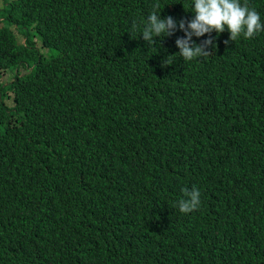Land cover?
Here are the masks:
<instances>
[{
  "label": "trees",
  "instance_id": "1",
  "mask_svg": "<svg viewBox=\"0 0 264 264\" xmlns=\"http://www.w3.org/2000/svg\"><path fill=\"white\" fill-rule=\"evenodd\" d=\"M157 2L177 29L149 46ZM248 3L264 22V0ZM192 11L4 0L0 264H264V32H213L211 55L186 62L176 40ZM32 29L57 58L39 55ZM185 188L201 193L187 214Z\"/></svg>",
  "mask_w": 264,
  "mask_h": 264
},
{
  "label": "clouds",
  "instance_id": "2",
  "mask_svg": "<svg viewBox=\"0 0 264 264\" xmlns=\"http://www.w3.org/2000/svg\"><path fill=\"white\" fill-rule=\"evenodd\" d=\"M159 8L158 2L153 5V10L142 30L141 35L149 46L156 45V38L174 35L177 29V23L171 16L161 18ZM192 12H194V19L190 22L185 20L179 22V29L185 33L186 38L176 40V46L180 49L177 55L186 62L211 55V52L206 49L214 47L211 38L213 32L219 35L227 30L233 42L241 36L244 39H253L264 32V22L261 21V16L256 9L249 6L248 0H243V3L241 0H193ZM137 27L138 25L134 22L132 31H135ZM205 35L209 36V39L201 44L193 42V37L200 38ZM176 56H168L167 63L171 65ZM183 193L187 199L178 201L177 206L180 212L187 214L198 210L201 204L200 191L198 189L189 191L185 188Z\"/></svg>",
  "mask_w": 264,
  "mask_h": 264
},
{
  "label": "rangeland",
  "instance_id": "3",
  "mask_svg": "<svg viewBox=\"0 0 264 264\" xmlns=\"http://www.w3.org/2000/svg\"><path fill=\"white\" fill-rule=\"evenodd\" d=\"M3 6H4V0H0V10L3 9ZM0 26H2V21H0ZM16 37H17V41L19 43H24L26 42V37L20 35L17 30H16ZM29 36L31 37V39L35 42L36 44V48L38 50H40V54L41 56L45 57L46 59H51V58H57L59 56V50L57 49H50V48H44L43 47V44L40 40V38L37 36V33H36V30H31V32H29ZM38 43V44H37ZM22 75H26L29 73V71L27 69H22L21 71ZM13 79V73L11 72H7L3 75V79H2V83L6 84L10 81H12ZM8 104L10 106L13 105V101H12V98L8 100Z\"/></svg>",
  "mask_w": 264,
  "mask_h": 264
}]
</instances>
